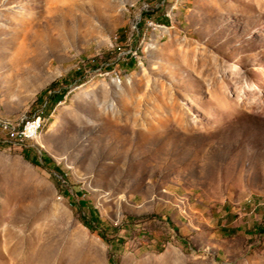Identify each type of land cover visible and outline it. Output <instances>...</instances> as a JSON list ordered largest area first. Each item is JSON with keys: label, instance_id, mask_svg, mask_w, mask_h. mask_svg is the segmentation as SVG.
<instances>
[{"label": "rangeland", "instance_id": "374dc122", "mask_svg": "<svg viewBox=\"0 0 264 264\" xmlns=\"http://www.w3.org/2000/svg\"><path fill=\"white\" fill-rule=\"evenodd\" d=\"M262 226L264 0H0V264H264Z\"/></svg>", "mask_w": 264, "mask_h": 264}, {"label": "trees", "instance_id": "16d2710c", "mask_svg": "<svg viewBox=\"0 0 264 264\" xmlns=\"http://www.w3.org/2000/svg\"><path fill=\"white\" fill-rule=\"evenodd\" d=\"M167 20V19H166ZM124 33L125 30L123 28L120 29L119 32V36L120 39L124 38ZM135 65V59L133 57L129 58V61L126 63V66H128L129 68L133 67ZM79 72H75V75L78 74ZM65 79H60L57 81L52 82L47 88H45L44 90H42L38 97H37V101L39 103L44 104V109H48L51 110L58 102L62 101L66 91L62 90V89H58L57 91L55 90L58 85H61L62 83H65ZM45 98V100H44ZM23 157L28 160L31 164H33L34 166L37 167H43V165H41L34 156L31 155L30 150H23L22 152ZM41 160L43 161L44 165H48L50 163V158L46 155H42ZM55 172H57L54 169ZM63 196L66 200H68L70 202V204L73 207H76L78 209H86L87 213L83 214L80 218L82 224L88 228L90 230L91 233L97 234L98 236H100L102 239L103 236L100 235L99 233V227L101 226V222L98 219L97 213L96 211L88 204V202L83 198V196L81 194H77V200L76 202H74V200L72 199V197L70 196V194L68 192H63ZM258 231L260 233L264 232V226L258 228Z\"/></svg>", "mask_w": 264, "mask_h": 264}, {"label": "built area", "instance_id": "2783aa9c", "mask_svg": "<svg viewBox=\"0 0 264 264\" xmlns=\"http://www.w3.org/2000/svg\"><path fill=\"white\" fill-rule=\"evenodd\" d=\"M39 128V118L35 120H29L24 123L16 132L10 131L9 128L4 126V129H7V135L9 139L17 140L18 142H23L26 139L35 137L36 132Z\"/></svg>", "mask_w": 264, "mask_h": 264}]
</instances>
